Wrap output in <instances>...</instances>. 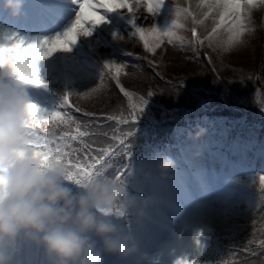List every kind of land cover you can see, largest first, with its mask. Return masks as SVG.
<instances>
[{
  "label": "rangeland",
  "instance_id": "1",
  "mask_svg": "<svg viewBox=\"0 0 264 264\" xmlns=\"http://www.w3.org/2000/svg\"><path fill=\"white\" fill-rule=\"evenodd\" d=\"M40 1L42 3L48 0ZM170 3L177 4L179 8L171 6ZM202 4V0H164L154 16L147 12L138 14L134 11L135 24L146 30L151 29L153 24L161 31L171 29L173 23L180 25L173 31L172 43H169L167 38H163L160 46L153 52L146 51L143 42L135 34L134 25L130 22L131 14L129 17V13L125 11L126 14L119 15L120 22L118 23L117 19L112 16L115 11H111L104 13L105 22L96 26L89 25L91 35L78 37L77 42L71 45L70 51H57L50 57L39 61L38 65L61 72L63 75L53 70L55 75L47 80L58 86L64 84V87L70 90V94L79 97L80 104H82L80 99L85 96L86 90H90L88 92L94 90L95 93L104 92L105 101L121 95L126 100V106L131 107L132 104L138 106L140 96L134 89L138 90L144 86H142V82H146L144 78H136L135 81H131L133 84L128 83L129 87L120 86L126 87L128 92L132 90L130 87L134 88L131 97H125L120 88L113 85L107 76L103 75V80L99 81L97 74L102 72L103 63L107 61L119 66L121 68L119 76H116L114 71L111 72L113 81L116 83L117 78H120L125 84L126 77L139 73L138 58L147 59L150 56L154 58L153 61L158 64L162 72L159 78L173 83L174 78L187 71V67L191 65L189 63L195 56L194 47L185 40L188 38V26L197 24L201 29L203 43L205 41L203 48L206 49L210 45L206 37L216 26L219 18L211 14L207 18L203 17L202 13L206 9ZM261 5L264 6V4ZM0 7H3V3ZM176 9H186L187 16L176 13ZM31 18L33 23L38 22L39 12H33ZM201 20L203 23L194 22ZM257 23L249 21L247 27L250 31L245 33L244 43L234 48L225 51L217 43L218 36L222 35L224 39L227 38L226 28L218 29L219 35L211 44L219 48L226 61L233 65L246 70L253 66L258 67L260 63L264 67V47L262 48L264 28L260 29L264 26V18L258 19ZM64 31V27H61L47 35H58ZM14 34L25 44L38 41L28 38L36 32H22L21 34L17 27L0 20V44L14 42L12 39ZM118 37L123 38L118 39ZM59 76H65L67 82H62ZM104 81L107 84L102 87L101 84ZM43 82L48 84L47 81ZM210 88L205 90L209 97L212 92ZM223 91L224 89L219 91L221 95L218 101L221 103L225 100L230 101L222 95ZM26 92L39 111H47L50 108L51 98L48 94L28 89ZM115 92H117L116 95ZM261 99L263 98L260 92L250 97L252 106L256 103L260 105L253 113L258 114L259 120L263 121L264 103H261ZM235 100L237 103L242 101L238 96H235ZM210 103L216 102L212 98ZM193 105L202 104L199 99H196ZM213 111L216 110H202L187 119L188 122L186 120L175 122L176 131L185 130L189 133V136H183L181 141L185 147L180 149L177 156L173 154L170 157L175 165L182 167L181 163H183L184 171L175 169L170 175L168 174V179L161 180L156 167L157 163L153 165L152 159L158 157L162 144L153 142L147 143L140 156L132 159L131 167L120 165L119 169L123 173L121 178L126 180V185H130L133 189V192L129 194L151 201L150 205L144 209L143 219L136 220L131 213L127 219L123 218L124 231L134 238L137 251L123 261L119 258L120 264H176L175 259L179 255L195 252L194 241L198 236L197 233L205 235L206 231L213 228V230H220L221 236H226L229 235V231L238 228L243 221L250 219V214L259 197L251 190L248 181L258 177L257 174H260L258 172L264 173V135L261 136L256 128H242L239 137L235 135L238 125L235 122H229L225 129H216L218 135L215 136L217 140L215 146L207 141L202 145L198 144L196 142H201L212 132L203 133L199 138L193 139L192 137L196 135L194 130L199 125L198 123L206 121L204 117H209ZM203 113L208 114L200 115ZM173 119L178 120L177 116L170 118V120ZM224 121L230 120L225 117L215 118L210 120L208 125H221ZM60 130L61 128L57 127L55 134ZM172 130V127H168L163 131V135L169 141ZM230 133L233 136L230 135L226 141L223 136L228 137ZM258 136H261L262 140ZM250 145L255 146L258 151H252L249 148ZM130 172L132 175H129ZM252 176L254 177L244 180ZM238 181H241V185ZM140 192L148 196H143L139 194ZM250 238L253 241L258 239L254 236ZM97 244H99L98 241ZM165 245L169 253L168 259L164 263L156 262L157 253ZM26 250L33 252L34 249L26 248Z\"/></svg>",
  "mask_w": 264,
  "mask_h": 264
},
{
  "label": "clouds",
  "instance_id": "2",
  "mask_svg": "<svg viewBox=\"0 0 264 264\" xmlns=\"http://www.w3.org/2000/svg\"><path fill=\"white\" fill-rule=\"evenodd\" d=\"M3 6L17 15L23 0H3ZM224 40L217 37L218 44ZM28 86L33 85L18 79L0 55V264H25L19 258L26 248L42 249L45 264H103L104 254L131 256L137 251L134 238L115 221L130 213L143 219L151 201L130 195L126 180L105 168L77 183L69 179L65 161L38 151L26 135L33 115L29 105H36ZM201 135L198 129L192 138ZM156 167L160 179H168L175 162L164 156Z\"/></svg>",
  "mask_w": 264,
  "mask_h": 264
},
{
  "label": "trees",
  "instance_id": "3",
  "mask_svg": "<svg viewBox=\"0 0 264 264\" xmlns=\"http://www.w3.org/2000/svg\"><path fill=\"white\" fill-rule=\"evenodd\" d=\"M142 69V74H132L125 78V86H129L128 83L133 84L131 81H135L136 78L139 79L140 77L146 81L142 82V86H144L138 90L133 88L140 96V104L137 107H143L142 111L137 110L135 112L137 121L143 119L142 117L145 116V112L149 109H156L158 112L162 111L165 117H170V113H172L180 115L183 122L185 120L188 122L187 119L207 109L208 106L218 105L211 109L216 111L210 113V119L209 117H204L207 120L199 122L194 132L198 129H202L203 133L211 131L212 133L208 136L214 139L218 135L217 128L225 129L227 123L235 122L238 125L235 135L239 137L242 128H256L261 136L264 135V120L260 121L258 114L253 113L260 105L256 103L255 106H252V102L250 101L252 94L260 92L263 98L261 99V103H264V68L253 66L246 70L239 66H233L226 61L220 49L214 47L210 52L209 63L204 62L202 58H198L196 63L189 65L187 71L183 72V77L179 79V84L163 81L153 74L151 70L145 67ZM257 81L259 84H257ZM209 88L212 91L211 97L205 92ZM222 89H224L222 95H225L230 101L225 100L224 103L218 101L219 95H221L219 91H222ZM116 94L117 92H115ZM104 96L105 93L101 91L99 95L91 96L90 103H82V107L92 109L97 106L102 110L99 115H103L111 112L114 105L118 110L126 113L122 114L119 112L117 114V118H121V123L116 125L114 132L111 129L113 126L111 123L103 127L87 129L79 122H75L70 128L67 127L66 132L69 135H75L77 126H79V130L84 132L85 135L70 142L71 148L77 149L73 155L81 161H84L87 156H91L89 154L90 151L94 155L97 154L96 158L107 157V160L109 158L107 170L116 176L121 171L118 163L115 161H124L127 156L123 148H127L129 144L128 140L131 139L130 137L122 138V136L123 134L126 136L129 129L133 126L131 119L133 109L130 112L126 110V101L121 95L122 103L116 101L118 99L117 95L111 99H106V101L103 98ZM235 96H238L242 101L237 103ZM212 98L216 103H210ZM196 99H199L202 105L194 106L193 104L196 102ZM141 101H146V103L142 104ZM218 107L220 109H217ZM85 113L87 112L85 111ZM66 114L73 118L71 114ZM200 115H206V113ZM85 116L88 118L87 122L93 120L90 115ZM221 117H225L230 121H224L220 126L208 125L210 120ZM78 119L81 118H77L76 120ZM125 120L128 122L123 123ZM97 131H101V133H96ZM188 134L187 131L180 130L174 133L173 139L170 141L165 140L164 142H167L168 148L172 150L174 142ZM230 135L233 136L230 133L228 137ZM117 145V150L111 149ZM50 146L54 147V144ZM65 150L68 151L70 149ZM87 163H93V161L87 160ZM98 167L100 165H97ZM116 168L118 169L115 170ZM251 181L253 182L251 183ZM248 182L251 190L259 197L254 210L250 214V219L243 221L238 228L229 231V235L226 236H221L220 230H213V228L206 231L207 234L205 233V235H198L194 244L200 246L202 251L198 256L184 259L189 264L192 261H196L197 264H264V190L260 188L259 176ZM68 186L72 188L73 192L78 190L75 185L69 184ZM126 189L129 192L131 186L126 185ZM124 222L122 218L116 221L121 228L124 227ZM253 236L258 239L256 241L251 240L250 237ZM167 252L168 249H164L159 254V259Z\"/></svg>",
  "mask_w": 264,
  "mask_h": 264
},
{
  "label": "snow or ice",
  "instance_id": "4",
  "mask_svg": "<svg viewBox=\"0 0 264 264\" xmlns=\"http://www.w3.org/2000/svg\"><path fill=\"white\" fill-rule=\"evenodd\" d=\"M78 3L79 10L76 13L75 19L72 21L70 27H68L63 34L56 35L48 39H40L34 44L26 45L23 40L17 39L15 34L13 35V41L9 44H3L0 48V55L3 56L4 62L8 63L14 73L17 74V78L24 83H30L33 86H41L42 81L39 78L37 61L41 58L51 56L57 51H70L71 45L80 36L87 37L91 35V26L99 25L101 22H105V18L100 14L99 10H107L109 12L117 9H126L131 14V23L135 27L134 9L141 3L146 8V12L156 15L158 9L163 4L164 0H74ZM245 4L246 7H242ZM257 4H264V0H205L202 6L206 9L202 15L207 18L210 14L214 17L218 14V23L212 28L206 39L211 44L215 37L219 35L218 29L226 28L228 35L227 38L219 44V47L223 50L234 48L244 43V35L250 29L247 24L250 21V13L252 8ZM176 13L187 16L186 9H176ZM196 23H203V21H194ZM180 27L173 23L171 29L165 31L159 30L155 24L151 29H144L142 27H135V34L138 35L140 41L143 42V47L148 52H153L155 48L160 46L163 38H167L169 43H172L173 31L175 28ZM196 30L193 29V36L195 37ZM151 41V44H150ZM104 69L110 72H115L116 76H119L121 68L115 63L107 62L103 65ZM103 75V73H101ZM117 86L125 97H131V93L120 87L117 80ZM94 91V90H93ZM151 94V93H149ZM70 93L63 95V106L70 107L68 104ZM145 104L146 101H141ZM133 112L131 114L132 122L135 123L137 110L142 111L143 107H137V105H131ZM32 111L31 128L26 135L31 139L36 149L44 154L54 155L66 162L68 167L72 170V174L69 179H75L77 183L89 179L92 175L96 174L98 169H102L103 165L101 160L103 157L96 158L87 156L84 161L79 160L73 155L77 149L71 148L72 141H75L78 137H83L84 132L79 130L77 126L75 135H69L68 133H61L56 136L54 129L57 126L68 127L75 123V121L69 117L66 113L62 114L61 111H53L47 119L37 118L36 113L39 109L36 105H29ZM79 111V109H76ZM85 115H93L91 113H84ZM104 119L111 120V116H104ZM128 121H123L127 123ZM38 125H52L53 131L50 132L48 138H42L34 131ZM123 143V141H121ZM51 147L50 145H53ZM65 149H70L66 151ZM87 160H92L93 163H87ZM97 165H100L97 168ZM123 173L118 172L115 176L116 179H120ZM259 185L264 190V176H259ZM200 235V233H197ZM176 264H189L186 260H178ZM191 264H197L196 261H192Z\"/></svg>",
  "mask_w": 264,
  "mask_h": 264
},
{
  "label": "bare ground",
  "instance_id": "5",
  "mask_svg": "<svg viewBox=\"0 0 264 264\" xmlns=\"http://www.w3.org/2000/svg\"><path fill=\"white\" fill-rule=\"evenodd\" d=\"M199 1H201V0H199ZM202 1H203V3L205 2V0H202ZM242 7H246V5L245 4H242ZM145 8H146V6L143 5V10H142L143 12L146 11ZM120 10H126V9H117L116 11H120ZM134 11H136L137 13L140 12V10L138 8H135ZM99 12L102 13V14H104L106 12V10L100 9ZM216 17H218V14L215 16V18ZM260 18L261 19L264 18V6L261 5V4H257L251 10V13H250V22L251 23H254L256 21V24H258L257 23V20L260 19ZM263 28H264V26H261L260 27V29H263Z\"/></svg>",
  "mask_w": 264,
  "mask_h": 264
}]
</instances>
